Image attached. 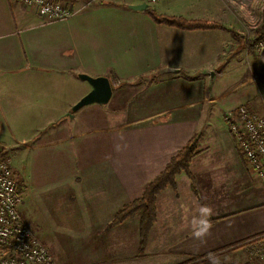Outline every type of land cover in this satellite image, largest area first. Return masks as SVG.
<instances>
[{
    "label": "crops",
    "instance_id": "0c3cea01",
    "mask_svg": "<svg viewBox=\"0 0 264 264\" xmlns=\"http://www.w3.org/2000/svg\"><path fill=\"white\" fill-rule=\"evenodd\" d=\"M59 1L77 7L85 0ZM143 2L100 0L44 23L33 7L0 0V115L29 110L32 123L17 126L22 141L57 158L40 164L45 185L54 187L43 194L54 202L47 216L63 234L51 229L53 237L42 238L56 264H181L264 231V187L223 122L239 104L263 112L264 52L233 37L226 0L130 8ZM147 9L225 28L167 26ZM80 73L109 78L107 103L72 110L91 90ZM194 134L192 180L180 173L157 195L156 221L140 249L138 214L108 224ZM201 205L214 210L203 241L191 228ZM217 257L202 264H221Z\"/></svg>",
    "mask_w": 264,
    "mask_h": 264
},
{
    "label": "built area",
    "instance_id": "2783aa9c",
    "mask_svg": "<svg viewBox=\"0 0 264 264\" xmlns=\"http://www.w3.org/2000/svg\"><path fill=\"white\" fill-rule=\"evenodd\" d=\"M16 1L33 7L44 23H51L67 20L100 0H85L77 7L59 0ZM145 1L148 5L157 2ZM262 42L264 51V39ZM223 118L242 159L264 187V111L258 113L247 104H239L226 110ZM6 152V148L0 146V264H56L48 248L20 214L21 196L16 190V179ZM243 243L251 247L250 256L261 258L264 255V233Z\"/></svg>",
    "mask_w": 264,
    "mask_h": 264
},
{
    "label": "rangeland",
    "instance_id": "374dc122",
    "mask_svg": "<svg viewBox=\"0 0 264 264\" xmlns=\"http://www.w3.org/2000/svg\"><path fill=\"white\" fill-rule=\"evenodd\" d=\"M226 3L227 9H229L234 15V18H232L235 28L229 29L233 37L236 39L237 36H242V39L238 40V43L248 51L253 50V52H264L262 51L263 45H261L263 40H256L254 42L256 35H258V29L260 25L263 24L262 9L264 8V0H226ZM251 4L254 5L252 6ZM253 62L255 61L253 60ZM251 65L254 70L255 63ZM208 88L213 92L216 87L210 85ZM259 89H261L259 92L263 93L262 99L260 100H263L261 103L263 104L264 111V89ZM23 110L24 111H20L15 117L14 114L8 113H6L5 118L0 115V146L9 149H6V153L10 157L13 175L16 180L21 182L23 187V193L19 204L20 214L43 243L44 240L42 238L44 237V234H46L45 237H53L54 231L51 229H54L58 235H63L58 227H54V221L56 218L47 216L52 213V208L51 205L46 206V204L49 205L54 202L43 200V194L52 193L54 190L50 188L53 187V185H45L48 181V176L44 175V172L41 169L42 165H40L41 163L46 164V162L56 160L57 158H54L53 149L50 153H45L46 157H43L40 155L42 154L41 152L34 151L36 148L31 146L33 142L26 143L22 141L20 135L23 133L17 126L32 123V121L27 119L29 110ZM43 168L45 167L43 166ZM263 233L264 231L259 232L229 246L228 249L225 248L218 253L215 252V255L219 256L217 259L221 260V264H244L246 262V264H253L256 262H263L264 255L261 258L257 257V255H254L255 257L250 256V252L248 251H251V247L247 243H243ZM220 255L224 256L221 257Z\"/></svg>",
    "mask_w": 264,
    "mask_h": 264
},
{
    "label": "trees",
    "instance_id": "16d2710c",
    "mask_svg": "<svg viewBox=\"0 0 264 264\" xmlns=\"http://www.w3.org/2000/svg\"><path fill=\"white\" fill-rule=\"evenodd\" d=\"M149 16L157 23L165 24L167 26L177 27L181 29H208L220 28L224 29L220 23L208 22L200 19H187L182 16H168L157 14L154 11L147 9ZM263 24L258 29L257 40L264 39V8L262 9ZM200 139L199 134H194L187 143L182 146L168 161L164 169L156 175L145 186L142 194L135 200L122 206L114 215L112 221L108 226H113L122 223L127 218L138 214L139 216V245L140 249L146 244L148 234L153 224L156 221V197L166 187H173L175 185L176 176L180 173H186L192 180L189 172V163L192 157L196 154L197 143ZM10 158V157H9ZM16 190L22 197L23 187L21 182L16 180ZM23 218V217H22ZM24 219V218H23ZM228 249V248H226ZM218 253V252H217ZM216 253L208 254L199 258H191L188 262L182 264H202Z\"/></svg>",
    "mask_w": 264,
    "mask_h": 264
},
{
    "label": "water",
    "instance_id": "95a60500",
    "mask_svg": "<svg viewBox=\"0 0 264 264\" xmlns=\"http://www.w3.org/2000/svg\"><path fill=\"white\" fill-rule=\"evenodd\" d=\"M147 7V3L143 2L138 5H130L132 9L142 10ZM210 77L212 78L213 73L210 72ZM78 76L86 80L91 85V90L87 92L84 96H82L73 106L72 110H77L82 106L97 103V104H105L111 97L112 87L110 80L107 76H91L85 73H80Z\"/></svg>",
    "mask_w": 264,
    "mask_h": 264
},
{
    "label": "clouds",
    "instance_id": "9594fccd",
    "mask_svg": "<svg viewBox=\"0 0 264 264\" xmlns=\"http://www.w3.org/2000/svg\"><path fill=\"white\" fill-rule=\"evenodd\" d=\"M214 214V210L208 205H201L198 208V216L191 223L192 236L194 239L203 241L211 234L213 227L210 217ZM218 264V261L216 262Z\"/></svg>",
    "mask_w": 264,
    "mask_h": 264
}]
</instances>
